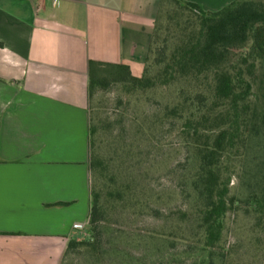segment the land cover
Wrapping results in <instances>:
<instances>
[{"label":"trees","instance_id":"trees-1","mask_svg":"<svg viewBox=\"0 0 264 264\" xmlns=\"http://www.w3.org/2000/svg\"><path fill=\"white\" fill-rule=\"evenodd\" d=\"M108 90L116 93L115 108L125 110L112 122L95 103L97 92ZM87 96L91 238L69 240L59 264L80 250L102 256L101 223L110 210L136 204L128 184L116 188L103 154L110 127L125 120L142 135L176 131L187 150L180 189L186 208L178 213L187 239L208 254L226 251V217L238 206L230 182L252 147L264 151V0H233L217 11L160 0L142 74L89 61ZM138 101L146 104L142 118L128 113ZM255 163L242 202L264 222V159ZM206 264L216 263L208 257Z\"/></svg>","mask_w":264,"mask_h":264},{"label":"crops","instance_id":"crops-1","mask_svg":"<svg viewBox=\"0 0 264 264\" xmlns=\"http://www.w3.org/2000/svg\"><path fill=\"white\" fill-rule=\"evenodd\" d=\"M55 1L0 0V264H59L86 233L88 63L141 75L160 3Z\"/></svg>","mask_w":264,"mask_h":264},{"label":"rangeland","instance_id":"rangeland-1","mask_svg":"<svg viewBox=\"0 0 264 264\" xmlns=\"http://www.w3.org/2000/svg\"><path fill=\"white\" fill-rule=\"evenodd\" d=\"M115 97L112 90L98 91L95 96L104 120L112 122L125 111L115 108ZM145 111L143 101L129 104L131 116L142 118ZM106 137L109 145L103 154L110 159L116 188L122 192L128 184L136 204L110 210L101 223L102 256L96 258L80 250L61 264H206L208 257L216 264H264V222H258L252 209L242 202L253 182L255 162L264 159V151L252 147L245 155L243 169L230 182L238 206L226 217L228 249L208 254L187 239L188 230L178 214L186 208L180 189L187 150L176 131L164 127L142 135L125 120L121 126L112 124ZM174 212L177 214L172 215ZM90 238L88 226L80 240Z\"/></svg>","mask_w":264,"mask_h":264},{"label":"built area","instance_id":"built-area-1","mask_svg":"<svg viewBox=\"0 0 264 264\" xmlns=\"http://www.w3.org/2000/svg\"><path fill=\"white\" fill-rule=\"evenodd\" d=\"M51 3H52V5H55L56 1L55 0H51ZM74 227L77 228V229H82L83 224L82 223H75Z\"/></svg>","mask_w":264,"mask_h":264}]
</instances>
